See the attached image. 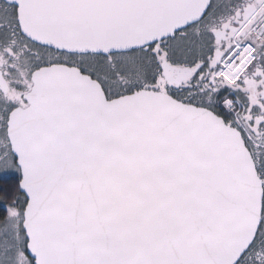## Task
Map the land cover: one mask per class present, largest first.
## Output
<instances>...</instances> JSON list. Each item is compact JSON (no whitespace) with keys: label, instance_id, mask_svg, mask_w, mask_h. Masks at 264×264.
Instances as JSON below:
<instances>
[{"label":"snow or ice","instance_id":"snow-or-ice-1","mask_svg":"<svg viewBox=\"0 0 264 264\" xmlns=\"http://www.w3.org/2000/svg\"><path fill=\"white\" fill-rule=\"evenodd\" d=\"M0 264H264V0H0Z\"/></svg>","mask_w":264,"mask_h":264}]
</instances>
